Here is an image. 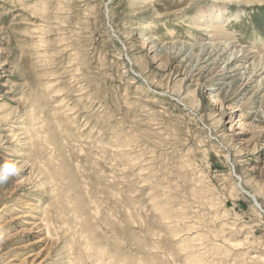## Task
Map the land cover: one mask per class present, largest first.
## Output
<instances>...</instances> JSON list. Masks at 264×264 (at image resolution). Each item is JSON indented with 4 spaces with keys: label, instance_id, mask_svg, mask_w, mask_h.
Returning a JSON list of instances; mask_svg holds the SVG:
<instances>
[{
    "label": "rangeland",
    "instance_id": "374dc122",
    "mask_svg": "<svg viewBox=\"0 0 264 264\" xmlns=\"http://www.w3.org/2000/svg\"><path fill=\"white\" fill-rule=\"evenodd\" d=\"M187 1L0 0V264H264V86L142 44L225 4L264 52V6Z\"/></svg>",
    "mask_w": 264,
    "mask_h": 264
},
{
    "label": "bare ground",
    "instance_id": "6f19581e",
    "mask_svg": "<svg viewBox=\"0 0 264 264\" xmlns=\"http://www.w3.org/2000/svg\"><path fill=\"white\" fill-rule=\"evenodd\" d=\"M198 1L199 0H188L183 10L193 7ZM227 2H233V4H237L236 6L239 8L243 7V5L247 7H255L256 5L260 7L264 6V0H228ZM228 6L229 5L226 6L225 4L213 5L208 10H201V8H198V11H196L198 17L193 20L194 28L200 32L204 31L210 34L208 43L205 42L207 41L205 39H201V41L198 42L195 38H192L190 39V45H180L174 42L166 43L159 38L154 39V37L150 36L143 38L144 40L142 44L148 46L154 59L160 57L159 61H162V57L165 58L166 61L162 62V65H165V68H167L166 66L174 59V57L179 56L185 57L182 62H184V64L189 63L192 67L201 66L200 63L204 62L203 60H206L205 62H208L210 70H212V73L208 76V83L211 85L221 80L224 76V72L227 73L230 69H237L239 70V75L242 79V86L240 87V90L235 91V94L240 95L248 87V84L254 83L256 86L254 87L253 95L255 94L256 96L259 90L264 86V52H262L263 50H252L254 52L250 53L248 49L242 50L239 46V41H235L231 34L224 32L226 27L223 26L230 19L227 16ZM243 10H238V13L235 14V18H239ZM190 51L191 53L189 54ZM131 62L133 61L131 60ZM221 62L224 65L222 68L219 64ZM181 64L183 65V63ZM247 96L241 101L243 103L241 107L254 104L255 99L253 96H251L249 100L246 99ZM262 113L264 114V108H262ZM221 120L222 118L218 119L217 122H220ZM237 186L242 192L244 190L243 193L245 195L248 192L257 201L256 197L246 190L241 183L239 186L238 182ZM257 203L260 205L261 209H263L259 201H257Z\"/></svg>",
    "mask_w": 264,
    "mask_h": 264
},
{
    "label": "clouds",
    "instance_id": "9594fccd",
    "mask_svg": "<svg viewBox=\"0 0 264 264\" xmlns=\"http://www.w3.org/2000/svg\"><path fill=\"white\" fill-rule=\"evenodd\" d=\"M4 167L5 169L10 170V174H15V172L11 170L18 171V169H15L14 165H5ZM9 178V174H0V183L6 182Z\"/></svg>",
    "mask_w": 264,
    "mask_h": 264
},
{
    "label": "water",
    "instance_id": "95a60500",
    "mask_svg": "<svg viewBox=\"0 0 264 264\" xmlns=\"http://www.w3.org/2000/svg\"><path fill=\"white\" fill-rule=\"evenodd\" d=\"M112 2H113V0H109V3L107 4V6L110 5V3H112ZM235 177L237 178V180H238V182H239V186H240L241 179H239V177H238L236 174H235ZM243 192H244V190H243ZM246 195H248V197H249L252 201H254V205H255V207L259 210V212H261V213L264 214V210L261 209L260 205L257 203V201L255 200V198H254L252 195H250L248 192L246 193Z\"/></svg>",
    "mask_w": 264,
    "mask_h": 264
}]
</instances>
